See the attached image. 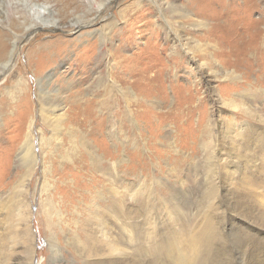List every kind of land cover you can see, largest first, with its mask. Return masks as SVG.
I'll return each mask as SVG.
<instances>
[{"label": "rangeland", "instance_id": "374dc122", "mask_svg": "<svg viewBox=\"0 0 264 264\" xmlns=\"http://www.w3.org/2000/svg\"><path fill=\"white\" fill-rule=\"evenodd\" d=\"M32 1V3L39 2L40 4L51 5L52 15L49 12H44L46 18L51 20L54 16L59 17L63 24L33 30L31 27H26L28 21H32V17L29 16L26 10L21 12L19 19L14 12L15 6H11L10 0H0V64L8 59L14 47V42H16V46L18 47L16 58L12 61L10 70L0 78V195L13 190L16 185H21L24 192L25 186H29L30 188L29 200L31 201L32 230L36 238V251L32 264H39L38 259H43L41 264H46L50 255L47 249L46 212L43 214V210L40 207L39 193L42 186L46 189L43 181L46 177V168L42 163L38 148H35L37 153L39 152L36 159L38 164L34 165V171L32 172L30 171L31 169L19 164L18 157L22 151L23 144L31 134L30 130L33 118L35 120L33 125L35 137H38L36 131L40 128L46 134L51 133V128L47 126V123L39 115L38 79L44 78L45 82L47 75L50 77L48 87L52 88L54 86L52 90L54 88L64 89L68 82L72 80L76 81L75 87L68 88L65 91L66 93L64 90L61 92L63 101L67 105L75 104L76 108L75 112H72L66 121L65 127L69 128L70 125L74 124L76 130L80 134L81 132L87 134L88 140L90 138L97 147H101L102 142L106 141L107 120L105 121V114H102L100 118L95 116L96 110L92 111V109L97 108L96 104L94 106L92 102L91 104H85L86 99L92 98L94 95H100L101 99L105 97L100 88V90H92L91 96L84 93L85 85L90 82L93 71L97 74L101 73L106 80V77L110 73V79L118 77L117 79L136 82L138 87L137 89L135 87V90L140 95L141 100L148 98L151 101H156L157 98L161 99L163 102L162 110L156 112L171 110L173 112L172 115L138 113L140 108L131 104L132 109L134 108L133 112H136L134 114L135 121L142 127L138 135H136V129L127 130L128 135L132 139L127 146L130 159H132L129 169L132 171L133 176H136L133 179L131 188V196L134 202L133 208L131 207L132 216L135 221V225H133L135 227L134 231L140 232V235L144 237H153L152 235H154L157 229L151 223L147 224V222H144L143 219L149 218L150 214L155 210H164L162 215L166 218L170 214L172 218L178 216V209H181L183 213L192 211L193 217L196 220L201 218L207 208L209 209V204H211L213 192L215 191L208 184H205L207 188L204 187L205 185L202 187L201 183L197 181L196 177L198 176H194L190 168L192 169L193 167V171L200 172V175L202 173L208 174V168H206L208 167V162L205 161L208 159L205 156L206 152L202 151V147L206 143H211L212 140L211 135L205 132L206 127L204 126L205 119L208 117V114H206L207 110L215 111L217 114L221 112V121L230 118L225 112L224 106L217 99L216 93H223L231 99L235 97L236 91H241L246 87L250 89V86L245 82L243 83V81L240 82V80L229 82L230 84L224 82L215 83V85H218L217 92L213 94H209L208 92L203 98L202 105H200V108L198 106L197 109L195 108V101H198L197 98L203 95L199 90L197 93L194 86L197 84L199 88H202L203 84L201 82H206L207 78L209 80L213 75V71L234 70V67L230 66L227 61L230 64H237L239 62L241 69L245 66L242 72L244 76L246 75L245 77H248V80H251L250 83L253 86H258V81L264 86V38L259 34L257 36L255 33V31L257 32V30L264 28V0H255V8L241 15H238L237 7H235V3H238L240 0H188V2L186 0H168L178 5L182 4L187 10H190L188 17L182 20L175 19L179 28L178 33L181 36L176 34V40L173 39L171 34L156 29L158 26L157 17L161 23H165L166 21L164 20L166 19L168 20V14H163L157 0H149L150 6H146L141 10L130 11L125 18L119 14V10L137 0H97L99 2H108L100 11L101 13H99L97 4L95 5V9H90V4L87 0H85L86 4L84 5L80 3L81 0ZM73 11L77 13L76 15L74 14L75 16H81L85 13L89 17H94L98 16L99 13L103 17L107 15V17L114 16L116 18L119 22L120 30H114V45L120 49L122 56L130 58V65L126 68L124 74H120V64L116 63L114 64L115 67L111 70H105L104 66L97 68L100 62L99 51L97 55L91 57V60L88 61L89 63L83 64L80 57L81 55H90V49L93 47L95 39L89 40V38L84 37L79 40L83 30L78 33L69 34V29L67 28L74 25L70 23L71 19H73ZM25 18L28 19L26 24L22 23ZM100 21L99 24L92 26L94 27L93 29H105L106 22L103 23V18ZM180 23H183V25ZM197 24L209 25L210 27L218 26V29H215V33L213 34V32L210 33L208 31L207 26H197ZM74 30H78L77 26ZM170 31V33L173 32L172 29ZM250 31L253 32L256 39L254 38L255 42L253 44L247 45L243 38ZM178 39H182L184 42L188 41L191 44L189 54L185 55L184 49L176 45ZM200 46L202 50L198 49ZM230 52L233 54L230 55ZM192 56L195 57V61H193ZM38 58L40 59L38 60ZM198 60L209 64V68L204 70L202 74L196 70V62ZM243 62H247L246 65ZM209 72L210 74H208ZM195 75H199V77L195 79ZM203 91H206V89L203 88ZM111 92L115 95L114 91ZM263 98L264 95L260 96L257 100L255 97V100L252 101L253 103H250L255 115L254 118L258 117V111L259 116L264 117ZM115 99L118 106L122 107L120 98H116L115 95ZM115 99L113 100L114 102L112 101V108L116 106ZM182 103H185V105H182ZM117 115L121 117V111L116 113V117ZM235 116L237 120L245 117L243 113H239L238 111L235 112ZM199 118L201 120L198 124ZM97 124L99 125V129L95 133L94 127ZM197 127L199 128L196 130ZM172 128L178 132L180 139L182 138V142L179 143L178 150L175 153L169 147V142H165V138L168 135L170 136L169 132ZM91 129L93 133H91ZM216 131H219V129ZM36 143H38L37 140ZM64 143L66 144V149L74 153V150L69 148V138L66 135L64 136ZM108 143L110 144V142ZM263 148L259 150L256 158L257 171L254 172L255 175L251 181L252 188L255 191L258 190L261 195L262 204H264V199H262L264 198ZM115 150L117 153H120L121 146L115 145ZM46 166L52 168V172L47 178V184L50 185L59 179L60 182H58L56 188H58L60 195L66 192L65 201L67 202V206L63 209L58 222L62 218V220H66L63 225H73L76 221L75 219L78 218L75 213L77 212L76 203L78 199L89 203L91 198L89 192L95 191L94 187L100 185V183L96 182V175L89 173L91 169L90 165L86 162V158H82L81 160L75 158L74 163L71 164L67 160L59 159V156L54 161L51 156H48ZM42 169L43 172L45 171L43 174ZM188 170L190 171L189 173L187 172ZM260 174L262 175L258 176ZM216 187L222 191L226 189V186L221 187L217 185ZM18 191L20 190L18 189ZM43 192L45 194V202L47 203L49 198L48 192L47 190H43ZM222 194L227 197L226 192ZM221 198H223L222 195ZM205 204L207 207H205ZM262 204L260 207L264 208ZM199 207L203 209L200 210ZM147 209L149 210L147 211ZM146 212H150V214ZM173 212L175 213L173 214ZM186 230L191 232L192 228H187ZM256 231L258 235L264 236V231L259 229ZM159 232L169 233L168 235L172 236L178 232V227L166 226L165 230L162 228ZM226 234H228V231H226ZM148 244L150 245V242ZM229 244L225 245L222 242H216L215 246L213 245L210 248L211 255L212 257L214 256V263L225 261L226 256L236 258L237 251L231 243ZM151 250L149 249V251ZM148 256L149 259L151 258L150 260L148 259V264L172 263V260L167 257L153 256L152 251ZM66 258L61 264H83L82 259L76 255L66 253Z\"/></svg>", "mask_w": 264, "mask_h": 264}, {"label": "bare ground", "instance_id": "6f19581e", "mask_svg": "<svg viewBox=\"0 0 264 264\" xmlns=\"http://www.w3.org/2000/svg\"><path fill=\"white\" fill-rule=\"evenodd\" d=\"M157 1L162 8L163 14H168V20H164L167 24H165L166 22L161 23L157 17L158 26L156 29L171 34L173 39L176 40V34H179V28L177 27L175 19L178 18L182 20L188 17L190 15V10H187L182 4L178 5L168 0ZM186 1L188 2V0ZM32 2V0H13V2L10 0L11 6H15L14 12L19 19L21 12L25 10L28 12L29 16L32 17V21H28L26 18L23 19L22 23L24 22L26 24L28 21L26 27L38 30L43 27H51L53 25L59 26L63 24L59 17L52 16L53 18L51 20L46 18L44 12H49L50 15H52L51 5ZM87 2L90 4V9H95V5L97 4L99 13H101L100 11L102 8L108 3L107 1L105 3L104 1L99 2L97 0H87ZM80 3L84 5L86 1L81 0ZM255 5V0H240L238 3H235L238 15L250 12L255 8ZM146 6H150L149 0H137L125 6L123 9H120L119 14L125 18L129 14L128 12L141 10ZM99 13L98 16L94 17H89L88 14L85 15V13L81 16H75L77 13L73 11V19H71L70 23L74 25L73 27L70 26V28H67L69 29V34L78 33L83 30L79 40L84 37L89 38V40L95 39L93 47L90 49V55H81L80 57L84 65L91 60V57H94V55L100 52V62L97 68H99V66H104L105 70H111L115 67L114 64L116 63L120 64V74H124L126 68L130 65V58L124 55L122 56V53L120 54V49L118 47L116 48L113 42L115 36L114 30H120L119 22L114 16L107 17L106 15L103 17L100 16ZM102 18L103 23L106 22L105 29H93L94 27L92 26L99 24ZM180 24L183 25V23ZM76 26L78 28L77 31L74 30ZM197 26L207 25L197 24ZM207 27L208 31L210 33L213 32V34L215 33L214 30L218 29V26L210 27L208 25ZM170 29H172V33H170ZM257 32L255 31L257 36L259 34L264 38V28L257 30ZM254 38L253 32L250 31L243 39H245L247 45H249L255 42ZM13 45L14 47L8 59L0 64V78L10 70V65L16 58L18 47L16 46V42H14ZM176 45L184 49L183 52L185 55L189 54L191 44L188 41L184 42L182 39H178ZM198 49L202 50L201 46ZM232 54L233 53L230 52V55ZM192 57V59H194L193 61H195V57ZM245 58L247 57L245 56ZM39 59L40 58H38V60ZM196 63V70L201 74L204 70L209 68V64L204 61L198 60ZM227 63L233 66L234 70L213 71V75L209 80H207V78L206 82H201L203 84L202 88H199L197 84L194 86L195 91L198 93L199 90L203 95L197 98V104L195 101L196 109L198 106V108H200L203 98L208 92L209 94L217 92L218 85H215V83H231L240 80V82L243 81V83L245 82L250 86V89L246 87L241 91H236L235 97L231 99L226 97L223 93H216L217 99L224 106V110L230 118L221 121V112L217 114L215 111L207 110L206 114H208V117L205 119L204 126L206 127L205 132L211 135L212 140L211 143H206V145L202 147V151L206 152L205 156H207L208 159H203L208 162V167H206L208 168V174L202 173L200 175V172L196 170L193 171V167L192 169L190 168V170L193 172L194 176H198L196 177L198 179L197 181L201 183L202 187L208 184V186L215 191H212L213 199L211 204H209V209L207 208L204 215L196 220V218L193 217L192 211L183 213L181 209H178V216L172 218L170 214L166 218L162 215L164 210H155L150 214L151 208L150 212H146L150 214L149 218L143 220L147 222V224L151 223L154 225L155 229H157L154 235L151 234L153 237H144L140 235V232L134 231L135 227L133 225H135V221L132 216V206L134 202L131 196V188L133 179L136 176H133L132 171L129 169L132 159H130L127 146L132 139L130 135H128L127 130L136 129V135L142 130L140 124L135 121L134 114L136 112H133L134 108L132 109V105L140 108L138 113L141 112L142 114L154 113L172 115L173 112L168 110L166 112L157 113L156 111L162 110V100L158 98L156 101H151L148 98L141 100L139 97L140 95L135 90V87L136 89L138 87L136 82H130L126 79H117L118 77L110 79V73L106 77V80L101 73L97 74L93 71L90 82H86L84 93L91 96L92 90L100 88L105 97L101 99L100 95H94L92 98L84 101L85 104H91L92 102L93 106L96 104L97 108L92 109V111L96 110L95 116L100 118L102 114H105V121L107 120L106 141L102 142L101 147H97L90 138L88 140L87 134H83V132L80 134L76 130L74 124L70 125L69 128L65 127L66 121L69 119L71 113L75 112L76 108L75 104L67 105V103L63 101L61 92L63 90L64 92L67 91L68 88L75 87L74 84L76 81L72 80L68 82L64 89L54 88V90H52L54 86L52 88L48 87V81H50L48 75L45 78V82L44 78L38 79L39 115L47 123V126L51 128V133L46 134L40 130V128L36 131L38 137H35L33 130L35 120L33 118L30 130L31 134L22 146L18 161L20 165L31 169V172L34 171V165L38 164L36 159L39 153H37L35 148H38L42 163L46 168V177L43 180L46 189L41 185L42 187L39 192L40 207L43 210V214L46 212L47 219V249L50 255L46 264H61L67 259L66 253L81 258L83 264H148V255L151 251L152 255L155 257H167L172 260L171 264H264V236L258 235L256 231L257 229L264 231V208L260 207L262 204L261 195L258 190L255 191L252 188L251 182L255 175L254 172L257 171L256 158L259 150L264 147V117L259 116L258 111V117L256 116V118H254L253 108L250 106L253 103L252 101L255 100V97L257 100L260 96L264 95V86H262L259 81L257 82L259 83L258 86H253L250 83L251 80H248V77H245L246 75L244 76L242 72L245 66L241 69L239 62H237L238 65L230 64L229 61H227ZM243 63L246 65L247 62ZM193 64H195V62H193ZM208 74H210V72ZM197 77H199V75H195V79ZM203 88H205L206 91H203ZM111 91L115 92L116 98H120L122 107L118 106L115 95L112 94ZM114 99L116 101V106L112 108V101ZM182 105H185V103H182ZM118 107L119 109L117 110ZM122 109L124 110L122 111ZM120 111L121 117L118 115L116 117V113ZM237 111L243 113L245 117L237 120L235 116V112ZM200 120L199 118L198 124ZM198 128L199 127H197L196 130ZM98 129L99 125L97 124L94 127V132L97 133ZM217 129H219V131H216ZM91 133H93L92 129ZM169 133L170 136L168 135ZM169 133L165 138V142H169V147L173 149L175 153L178 150L177 147L179 143L182 142V138L180 139L178 132L173 128ZM65 135L69 138V148L74 150V153L66 149V144L64 143ZM36 140L38 143H36ZM108 142H110V144ZM115 145L121 146L120 153H117L115 150ZM57 155L59 159L67 160V162L71 164L74 163L75 158L79 160L86 158V162L90 165L91 169L89 173L96 175V182L100 183V185L94 187V189H96L95 191L92 190L89 192L91 197L89 203L78 199L76 203L77 212H75L78 218L75 219L76 221L73 225H68L66 223V225H63L66 220H62V218L61 221L58 222L60 215L63 213V209L67 206V202L65 201L66 192L60 195L58 188H56L60 180H55V182L50 185L47 184L48 175L52 172V168L46 166L47 157L51 156L54 161L57 160ZM187 172L189 173L190 171L188 170ZM43 173H45V171L43 172L42 169V174ZM261 175L262 174L258 176ZM215 185L221 187L226 186V189L222 191ZM204 187H206V185ZM25 188L24 192L21 185H16L13 190L0 195V264H32L33 262L36 251V238L32 230L31 201L29 200L30 188L29 186H25ZM18 189L20 191H18ZM43 190H47L48 192L47 195L49 198L47 203L45 202L46 199ZM223 192H226L227 197L222 194ZM221 195L223 198H221ZM174 201L172 202L174 203ZM205 207H207L206 204ZM199 208L200 210L203 209L201 207ZM148 210L149 209H147V211ZM174 213L175 212H173V214ZM137 215L139 214L137 213ZM166 226L178 227V232L174 234L171 232L173 234L172 236H169V233L159 232L162 228L165 230ZM187 228H192V231L188 232L186 230ZM226 231H228V234H226ZM142 233L144 232L142 231ZM146 235L148 236V234ZM149 242L150 245L148 244ZM216 242H222L225 245L231 243L237 251L236 258L226 256L225 261H217V263H214V256L212 257L210 248L213 245L215 246ZM149 249L152 250L149 251ZM42 260L38 259V263L41 264Z\"/></svg>", "mask_w": 264, "mask_h": 264}]
</instances>
